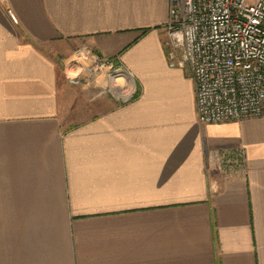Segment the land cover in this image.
Listing matches in <instances>:
<instances>
[{
  "label": "crops",
  "instance_id": "obj_1",
  "mask_svg": "<svg viewBox=\"0 0 264 264\" xmlns=\"http://www.w3.org/2000/svg\"><path fill=\"white\" fill-rule=\"evenodd\" d=\"M170 1L0 0V264H264V117L199 121L193 76L169 65ZM74 41L138 97L84 112L80 57L52 55Z\"/></svg>",
  "mask_w": 264,
  "mask_h": 264
},
{
  "label": "built area",
  "instance_id": "obj_2",
  "mask_svg": "<svg viewBox=\"0 0 264 264\" xmlns=\"http://www.w3.org/2000/svg\"><path fill=\"white\" fill-rule=\"evenodd\" d=\"M169 65L195 81L202 124L264 117V0H171L165 25ZM80 75L90 85L125 79L117 58L82 50ZM244 150L217 151L228 169Z\"/></svg>",
  "mask_w": 264,
  "mask_h": 264
},
{
  "label": "rangeland",
  "instance_id": "obj_3",
  "mask_svg": "<svg viewBox=\"0 0 264 264\" xmlns=\"http://www.w3.org/2000/svg\"><path fill=\"white\" fill-rule=\"evenodd\" d=\"M67 49H69L67 51ZM88 49L87 46L84 45V42L79 41V42H68L64 44H55V46L52 49V55L55 57V60L59 62L61 65L63 71H65L68 66L72 62H75L76 58H81L82 57V50ZM122 68V70L125 72V74H128L127 71L123 68L121 63L119 62L118 64ZM62 72V71H61ZM64 74V72H62ZM70 78L71 80L69 81L71 86H74L72 89H70L71 95L74 96L72 100H82L85 102H91V105H89V109H84V112H89L88 115H93V101L95 96L99 97L97 99H100V96H105L107 99H113V100H124V99H133L137 98L139 95L138 89H132L130 90L131 85L129 84V78L128 74L126 76V82L122 79H119L117 82H109L108 86H102V85H94V86H89L90 84L85 81L82 78V75H80L77 80H73L75 78V74L73 72H70ZM128 80V81H127ZM89 86V87H88ZM78 87H86L87 90H89V93H83L80 88ZM125 87V89H124ZM134 87V86H132ZM125 91L122 93H119L120 91ZM130 90V91H129ZM123 93L126 94V97L123 96Z\"/></svg>",
  "mask_w": 264,
  "mask_h": 264
},
{
  "label": "bare ground",
  "instance_id": "obj_4",
  "mask_svg": "<svg viewBox=\"0 0 264 264\" xmlns=\"http://www.w3.org/2000/svg\"><path fill=\"white\" fill-rule=\"evenodd\" d=\"M127 79L129 80V78H127ZM122 80L126 81V78H125V79H122ZM128 80H127V81H128ZM122 92H124V91L122 90V91H120L119 93H122Z\"/></svg>",
  "mask_w": 264,
  "mask_h": 264
},
{
  "label": "water",
  "instance_id": "obj_5",
  "mask_svg": "<svg viewBox=\"0 0 264 264\" xmlns=\"http://www.w3.org/2000/svg\"><path fill=\"white\" fill-rule=\"evenodd\" d=\"M5 4H6L7 9L9 10V5H8V3L6 2Z\"/></svg>",
  "mask_w": 264,
  "mask_h": 264
}]
</instances>
